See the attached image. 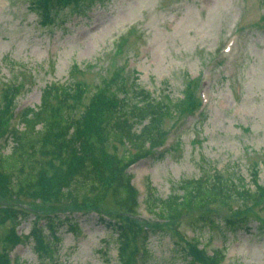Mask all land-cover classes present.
<instances>
[{"label":"rangeland","instance_id":"374dc122","mask_svg":"<svg viewBox=\"0 0 264 264\" xmlns=\"http://www.w3.org/2000/svg\"><path fill=\"white\" fill-rule=\"evenodd\" d=\"M34 2L0 0V102L5 88L19 85L14 128L23 129L18 115L26 108L37 110L42 91L53 83L84 84V103L118 70L128 85L133 82L164 103L181 99L186 87L197 84L200 109L167 118L164 147L128 172L138 192L136 218L155 223L143 202L147 187L164 199L177 183L205 171L241 176L243 187L252 190L257 170V185L262 184L264 0H97L80 14L67 8L55 24L44 23ZM75 66L81 73L71 77ZM81 110L77 106L73 113ZM13 145L12 140L1 143L0 155L9 156ZM21 199L24 209L32 202ZM220 209L217 214L225 215ZM257 215L264 218V206ZM75 216L79 234L63 231L51 259L37 258L32 243L24 240L11 259L17 264H118L115 235L94 213ZM252 217L247 231L226 235L222 264H264V228ZM32 218L21 222L17 234L29 232ZM185 221L179 229L191 236ZM10 227V222L0 226V251ZM215 235L202 230L208 249L221 245ZM172 240L169 232L153 234L143 264H184L175 252L180 245Z\"/></svg>","mask_w":264,"mask_h":264},{"label":"trees","instance_id":"16d2710c","mask_svg":"<svg viewBox=\"0 0 264 264\" xmlns=\"http://www.w3.org/2000/svg\"><path fill=\"white\" fill-rule=\"evenodd\" d=\"M95 1L35 0L34 11L45 24H55L67 8L80 14ZM76 72L81 73L75 66L71 77ZM198 87L189 85L181 99L168 98L164 103L141 86L128 85L118 70L84 103L88 92L84 84L53 83L42 91L37 110L26 108L18 115L22 130L11 125L19 85L5 88L0 144L12 140L14 145L9 156L0 155V226L11 223L2 240L0 264H17L10 253L22 240L32 243L37 258L51 259L63 231L79 234L75 214L94 213L109 235H115L118 264H143L149 252L147 241L158 232H169L175 246L180 245L175 252L182 254L184 264H222L227 234L247 231L252 215L264 228V218L257 215L264 206V163L261 185H257L259 171L253 170L252 190L243 187L241 176L232 179L215 175V170L180 181L164 199L147 187L143 202L155 223L135 216L138 192L128 169L141 159L155 157L164 147L167 118L193 115L200 109ZM77 106L82 110L75 115ZM21 198L32 202L24 209ZM216 209L226 214L219 215ZM29 217H33L29 232L17 234L16 228ZM183 221L191 236L181 233ZM203 229L220 239L218 248L208 249L203 243Z\"/></svg>","mask_w":264,"mask_h":264}]
</instances>
